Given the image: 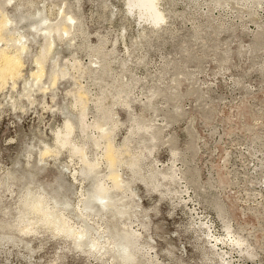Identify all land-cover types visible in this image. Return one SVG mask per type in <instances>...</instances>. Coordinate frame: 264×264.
<instances>
[{
	"label": "rangeland",
	"instance_id": "rangeland-1",
	"mask_svg": "<svg viewBox=\"0 0 264 264\" xmlns=\"http://www.w3.org/2000/svg\"><path fill=\"white\" fill-rule=\"evenodd\" d=\"M129 2L0 0L29 46L16 85L0 90V264H264V0H160L157 24ZM63 11L76 18L72 33L54 35L46 73L32 84L45 27ZM79 90L86 121L103 122L124 152L116 168L125 186L104 177L115 204L95 200L88 218L101 250L47 225H18L28 190L84 223L97 179L57 144L67 119L100 174L110 172L106 138L98 147L99 132L81 128ZM125 228L140 235L128 260L111 241Z\"/></svg>",
	"mask_w": 264,
	"mask_h": 264
},
{
	"label": "bare ground",
	"instance_id": "bare-ground-1",
	"mask_svg": "<svg viewBox=\"0 0 264 264\" xmlns=\"http://www.w3.org/2000/svg\"><path fill=\"white\" fill-rule=\"evenodd\" d=\"M129 1L128 6L130 8H137L139 16L148 18L152 23L154 22V24L164 20L165 17L158 8L160 0ZM62 14L63 17L61 22L56 24L50 23L45 27V32L43 33L47 39L40 54L35 58L37 70L32 72V84L35 83V81H42L46 73V61L51 56L53 47L56 43V37L54 35L57 34V36L61 37L65 33H72V26L69 24V21H74L76 18L72 14H67L64 11ZM16 22L17 21L12 16H9L7 12L2 11L0 15V41L5 39L7 45L5 48L0 47V90L10 79H12L14 85H16V78L22 75V68L25 65L24 54L29 52V46L27 44L28 38L26 40L28 35L26 36L20 32V29L15 26ZM52 71V80L56 82L60 71L57 61H54V69ZM61 72L63 75H66L64 70H61ZM27 85L28 82L25 83V94L31 98V89L30 87L28 88ZM76 94L77 101L81 107L79 119L81 121L82 130L87 131L89 128H93L99 132V135L94 139V144L98 147L102 145V138H106V150L103 155L109 162L110 172L106 176L100 174V160H91L88 156L86 144L80 145L74 140L73 133L77 125L72 119H67L65 122V129H60L56 134L57 144L63 147L68 146L71 148L73 155L78 154L80 156L83 162L82 172L86 174V178L87 176H91L97 179L94 190L86 193L84 204L80 208V210H82L80 216L84 223L82 225L75 223L70 215L66 214L64 207L59 205L56 197L50 196L44 191L38 193L28 190L23 198V214L18 225L21 230H26V232L36 225H47L49 228H52L53 231H58L59 233L63 232L65 236L72 237L77 246L87 245L90 249L94 248V250H101L106 248V244L99 237L92 235L94 227L90 224L88 218L91 216V211L95 207V200H101V204L104 207H110L115 204L112 187H108L105 184L104 177L112 179L113 189H119L125 186V180L121 172L116 168L119 156L124 152L120 153V149L115 144L114 137L111 136L110 130L105 128L103 122L97 120L93 123H88L86 121L89 100L82 90H79ZM45 149L44 153L50 151L49 146ZM131 165L133 166L135 163L133 162ZM119 212L123 213L125 210L121 209ZM114 233L113 239L111 240L114 244L112 250H115V253L118 252L126 260L130 259L131 255H129L128 252L137 249L140 235L130 228H125L121 232L115 231Z\"/></svg>",
	"mask_w": 264,
	"mask_h": 264
}]
</instances>
